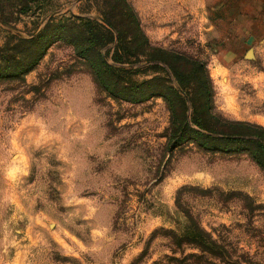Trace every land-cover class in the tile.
<instances>
[{
  "label": "rangeland",
  "instance_id": "374dc122",
  "mask_svg": "<svg viewBox=\"0 0 264 264\" xmlns=\"http://www.w3.org/2000/svg\"><path fill=\"white\" fill-rule=\"evenodd\" d=\"M185 59L222 134L174 147L168 104L139 86L186 99ZM247 197L264 206V0H0V264H194L173 245L188 215L264 264Z\"/></svg>",
  "mask_w": 264,
  "mask_h": 264
},
{
  "label": "trees",
  "instance_id": "16d2710c",
  "mask_svg": "<svg viewBox=\"0 0 264 264\" xmlns=\"http://www.w3.org/2000/svg\"><path fill=\"white\" fill-rule=\"evenodd\" d=\"M185 61L190 65L187 70L183 71L178 67H170L172 74L175 77L176 84L179 89L187 91L186 99L183 98L180 92L167 85L163 79H152L139 86L140 91L142 88L149 85L151 90L148 93V98H162L169 106L171 114V130L175 131V136L170 137L169 141L174 147L182 146L187 143H200V139H210V136H205L203 132H209L211 135L222 134L217 129H213L210 126L211 119H218L217 115L213 114V87L212 81L209 77V73L204 64L199 61L190 59ZM140 72V71H139ZM102 69H98L95 73V79H100ZM122 73H125L124 70ZM194 90L195 95H191L190 92ZM143 92V91H142ZM146 94V93H145ZM191 103L192 106V125H195L198 130L193 129L187 116L186 104ZM182 112L178 113L177 108L181 107ZM211 118V119H210ZM216 128V127H215ZM201 146V145H200ZM245 199L244 207L248 212L251 221L256 216L257 212L264 209V206L256 205L252 199ZM187 213V212H186ZM188 215V213H187ZM192 229L185 236L179 237L177 243L173 245L181 250L184 247H190L198 251V253H191L186 255L183 261L193 260L194 264H217L216 260H220L222 264H235L233 255L236 251L233 249H227V246H219L217 241L213 239L212 233H208L200 224L188 215ZM182 255H185V251H182ZM243 262L247 264H255L247 256L242 257Z\"/></svg>",
  "mask_w": 264,
  "mask_h": 264
}]
</instances>
